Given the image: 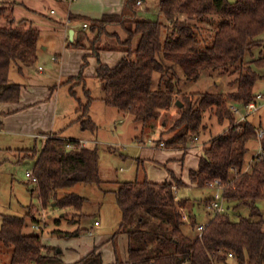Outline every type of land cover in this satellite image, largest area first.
<instances>
[{"label": "trees", "instance_id": "obj_1", "mask_svg": "<svg viewBox=\"0 0 264 264\" xmlns=\"http://www.w3.org/2000/svg\"><path fill=\"white\" fill-rule=\"evenodd\" d=\"M138 1L127 0L121 15L107 14L88 22L85 34L93 35V54L99 56L101 50L127 54L116 67L99 60L97 77L105 87V104L143 123L177 108L167 143L185 149L193 139L205 138L209 130L205 114L214 111L218 123H229V129L215 136L210 130L199 168L190 173L191 183L208 189L219 179L225 205L236 202L245 206L258 220L233 221L225 210L206 223L202 234L193 237L186 229L196 230L197 221L189 222L183 213L189 199L178 200L176 194V189L187 187L183 180L173 176L172 182L164 183L148 179L122 182L116 191L122 220L114 239L127 235L128 258L125 262L117 255L114 264H264V207L260 206L261 201L264 203V156H256L250 169H245L248 144L258 139V128L250 122L240 123L230 106L245 108L255 101L257 84L264 79L246 61L247 55L262 45L258 37L264 33V0H162L159 16L164 21L141 18ZM217 18L221 19L219 27L204 36L201 24L213 25ZM7 20L10 26L0 27V104H16L22 85L11 80V67L15 63L24 73L36 65L41 33L34 26H15L12 14ZM69 45L85 48L79 41ZM85 60L80 74L67 83L72 84L70 93L78 102L81 129L95 132L98 126L90 116L94 98L85 89L84 102L75 90L85 82L87 56ZM254 64L262 69L264 57ZM229 70L238 72L229 84V93L181 92L187 83ZM261 141L264 149V138ZM21 152L36 158L33 172L38 184L34 191L43 208L80 213L88 199L72 190L81 184L104 182L98 145L81 147L79 141H66L54 134L41 150L35 147ZM3 218L0 246L12 250L10 264H105L99 247L80 261L67 263L58 248L45 245L42 236L25 233V217ZM82 231L79 227L65 236L76 237Z\"/></svg>", "mask_w": 264, "mask_h": 264}, {"label": "rangeland", "instance_id": "obj_2", "mask_svg": "<svg viewBox=\"0 0 264 264\" xmlns=\"http://www.w3.org/2000/svg\"><path fill=\"white\" fill-rule=\"evenodd\" d=\"M235 2L236 0H229ZM29 6L40 9L43 13H46L48 18L50 17V11L53 8V4L48 0H28ZM15 15L17 18H24L25 9L19 6H15ZM23 9V10H22ZM164 21L162 16L155 17L153 20ZM218 21L211 22L213 25H208L207 23H202V32L204 36L210 35L216 28L219 27L218 23L221 22L220 18ZM262 41L261 46L255 47L252 52H250L246 61L251 62V65L264 76V67L262 69L256 68L254 62L257 59L264 57V33L258 37ZM45 61H50L48 58ZM41 60L40 64L45 67L50 65V62H45ZM45 62V63H44ZM45 64H48L47 66ZM47 73V71H46ZM17 75V65L14 63L11 68V79L16 81ZM38 76V75H37ZM238 76V72L229 70L216 71L212 74H207L199 82L187 83L184 92H215L220 91L223 93H229L230 82L233 81ZM39 77V76H38ZM184 82V80H183ZM103 82L96 78L95 80L89 81V86L93 89V95L98 99L97 105H102V99L105 96V90H103ZM183 83L181 84V86ZM69 87L63 85V95L61 96L60 105L62 109L66 112L69 104H76V99L69 96L66 91ZM76 92L79 97L84 101L86 100L83 94V87H76ZM256 95L258 93L264 94V79L257 84ZM68 101H65V99ZM71 102V103H70ZM231 106V105H230ZM259 109L247 117V120H242V113L236 114L240 123L250 122L257 128H264V99L259 100ZM103 108L98 111L96 115V120H99V129L95 132L88 131L86 135L88 137H94L98 135L99 137V152H100V166L101 174L104 182L101 185H85L81 184L75 187L72 192H75L81 196L88 199L82 212L76 213L70 210H62L56 207L43 208L41 205V199L39 198L38 192L33 191L35 184L27 177L28 172H33L36 158L34 156L26 155L24 152L20 153L16 150H7L8 146L7 136L0 131V228L3 225V216L14 215L26 218V234H34L42 236L45 245L49 247L58 248L63 250L66 247H74L77 245L78 241L72 238L66 237V233L69 231H75L82 228L81 237L86 239L88 242L90 240V232L93 234L114 236L122 220V212L117 202L116 190L119 188V183L122 181H136L142 180V177L137 176L138 165L132 166L131 160L126 158L127 154H132L134 146L138 143L137 138H143L144 142L151 144L150 140L158 139L161 135L165 134V138H170L172 136L169 130L172 127L173 120L178 115V109L173 108L169 112L163 113L159 118L150 120L146 122L145 127H140L139 130L134 127L132 116L125 118V114L121 113V116H115L111 114L110 117L104 116L102 113ZM114 113L118 110L111 108ZM119 113V111L117 112ZM8 114H0L2 117H7ZM103 114V115H100ZM126 119V120H124ZM205 123L208 125L209 130L207 131L205 138L203 137V144L206 146L207 138L210 135V130L212 135H220L229 129V123L219 124L215 116L214 111H208L205 114ZM1 126L2 123L0 122ZM71 132V131H70ZM97 137V138H98ZM210 139V138H209ZM208 139V140H209ZM44 140L37 141V147H42ZM261 140L255 139L249 142L248 148L249 152L246 155L245 168L250 169L253 163L254 155L259 151L258 156H261L262 147ZM35 144L31 148L35 147ZM145 143V144H146ZM165 147V146H164ZM40 150V149H39ZM181 156V155H179ZM179 156L176 160L170 161V169L175 170L178 175L187 179V176L182 174L180 165L183 164V160H179ZM184 156V154H182ZM184 165V164H183ZM143 173V169L141 168ZM120 181V182H118ZM211 189H199V188H188L184 187L180 189L178 193L179 200L189 199L187 206L184 208L183 213L188 217V221H197V224H206L213 219L215 216V211L208 208L209 201L206 199L211 193ZM260 206L263 208L264 203L261 201ZM227 213L233 221H239L242 218H249L251 220H258L250 215V211L245 206H237L236 202L228 203L225 205ZM84 215V217H83ZM38 220L37 222H35ZM62 221L61 225H57V221ZM101 222V227L98 228L95 222ZM36 227H40L41 230H37ZM85 230V231H84ZM190 235L193 237L199 234L197 230L186 229ZM118 242H116V248L119 250V257L123 260L125 259V253L127 251L128 245L124 248L123 240L128 239L126 234H120ZM129 241V239H128ZM112 248V247H111ZM126 250V251H125ZM12 250L6 248L5 246H0V264H10L11 262ZM128 256V254H126ZM126 256V257H127ZM125 261V260H124Z\"/></svg>", "mask_w": 264, "mask_h": 264}, {"label": "crops", "instance_id": "obj_3", "mask_svg": "<svg viewBox=\"0 0 264 264\" xmlns=\"http://www.w3.org/2000/svg\"><path fill=\"white\" fill-rule=\"evenodd\" d=\"M27 1L28 0H0L2 3L0 8L3 9L0 13V27L10 26L7 17L12 14L16 21L15 26H34L39 29L41 33L38 48L39 58L36 65L26 69L24 73H21L17 68L16 81L11 79L13 82L22 85L20 102L16 104H0V114L11 113L7 117L0 116V122L2 123V126L0 124V131L3 130L8 140L6 149L11 151L16 150L21 153L22 150L33 149L31 148L32 145L42 139L44 140L42 141V147L38 148L37 143L35 145L38 150H41L45 141L48 139L45 140L43 137H51L54 134H59L66 141H88V146L99 145L98 141L100 140L98 135L95 139L94 137H88L86 134L89 132L81 129L80 123L78 122L79 113L77 112L78 106H76V104H69L68 108H66V112L62 109L60 105L61 96L63 95L62 88L63 85H67L69 88L66 93L73 98L70 93L72 84L67 83V81L69 78L80 74L87 56V66L84 70L85 82L76 87L82 86L84 95L86 92L85 89L89 90L91 96L94 98L90 108V116L99 129L100 122L96 120V115L101 108H103L101 112L104 113V116L106 115L107 118L108 116L110 117L111 114H115V116L118 117L122 115L120 112L117 113L118 111L114 113L112 109L105 104L104 97L102 99V105H97L101 104L98 103L101 101H98V99L94 97L93 89L89 86V81L98 78L97 71L100 66L99 60L110 67H116L127 54L120 51L101 50L99 56H96L90 48V40L93 39V35L88 34L87 37L85 32H87L88 29L84 28L83 25L84 23H88L89 20L101 19L107 14L121 15L127 0H48L53 4V8L49 13V18L46 16V13H43L40 9L34 8L32 5L29 6L30 3ZM141 1L143 2L139 9V16L141 18L153 20L155 17L159 16V6L162 0ZM15 6L24 8L26 17L17 18L15 15ZM72 17H82L88 20L82 21L79 19H72ZM71 31H74L73 37L71 36ZM74 41L81 42L85 45V48L70 47L69 44ZM47 58L50 61H45ZM41 60L51 63L50 65L45 64L46 66L48 65L47 70L40 64ZM41 67L42 70H40ZM103 88V90H105V87ZM76 94L79 97L77 92ZM65 101L69 102L67 98ZM128 116L129 115L125 116V118ZM132 124L139 130L142 126L144 128L146 123L136 122L133 119ZM258 130H264V128H258ZM170 138L166 139L165 134H162L157 140L152 138L153 140H150L151 144L144 142L143 138H137L136 141L138 143L132 145L134 146L132 147V154H127L128 156H126V158L131 160L132 166L138 165L137 176L139 178L142 177V180L148 179L150 182L164 183L172 182L174 180L173 176H176L178 179L183 180L188 188H196V185L191 183L190 173L192 170H198L199 168L200 158L206 146L203 144V138H198L197 140L196 138L193 139L191 145L187 149L183 148L182 145L169 146L167 142ZM161 143H165V147H162L160 145ZM258 153L259 151L254 155L253 160L258 156ZM182 154H184V156H182ZM177 156L180 157L179 160H183L182 163L184 165L181 164L180 168L183 171L182 174L187 176V179L178 175L175 170L170 169L169 162L176 160ZM141 168L143 169V173L141 172ZM119 188L116 191H118ZM179 191L180 189H176L177 197ZM210 197L211 193H209V197L206 201H208ZM185 217L188 219L186 215ZM96 227L100 228L101 222H99V225H96ZM89 234L90 240L88 242L81 237V234L72 237V239L78 241V243L75 248L66 247L60 250L64 261L67 263L78 262L92 252L95 247H99L105 264H114L117 260V255H119V250L116 248V242H118L119 237L114 239L113 235H95L92 232ZM122 240L125 248L129 241L128 239L126 241L124 239ZM126 254H128V248L124 257L125 262L128 258Z\"/></svg>", "mask_w": 264, "mask_h": 264}, {"label": "built area", "instance_id": "obj_4", "mask_svg": "<svg viewBox=\"0 0 264 264\" xmlns=\"http://www.w3.org/2000/svg\"><path fill=\"white\" fill-rule=\"evenodd\" d=\"M142 1L139 0L138 1V5H142ZM84 28H88L89 24L88 23H84L83 25ZM40 70H42V67L40 68ZM264 99V94L262 93H258L256 95V100L252 101L247 107L243 108L240 107L238 104H231V110L235 113V114H240L242 113L243 110H246V113L243 114L242 116V120H247V117L249 116V114L251 115V113L257 111L259 109V103L258 101ZM240 122V121H239ZM45 138V140L49 137H43ZM264 138V130H258V139L262 140ZM197 140V138H196ZM89 145L88 141H81L80 142V146L81 147H87ZM162 147L165 146V143H161L160 144ZM69 148H72L73 145H69ZM261 156H264V149L263 147H261ZM27 177L35 184H38V179L35 176L34 172H28L27 173ZM208 188L212 190L211 192V197H210V201H209V205L208 208L210 210H214L216 214L218 213H223L226 209H225V198H224V187L222 185V182L217 179L213 182H211L208 185ZM96 225H99V222H96ZM37 230H40V227H36ZM197 229L199 231L200 234H202L205 229H206V224H200L197 226ZM230 257H233V254H230Z\"/></svg>", "mask_w": 264, "mask_h": 264}, {"label": "water", "instance_id": "obj_5", "mask_svg": "<svg viewBox=\"0 0 264 264\" xmlns=\"http://www.w3.org/2000/svg\"><path fill=\"white\" fill-rule=\"evenodd\" d=\"M73 35H74V31H71V36L73 37ZM179 103V102H178ZM180 105H181V103H180ZM59 253H61V251L59 250Z\"/></svg>", "mask_w": 264, "mask_h": 264}]
</instances>
